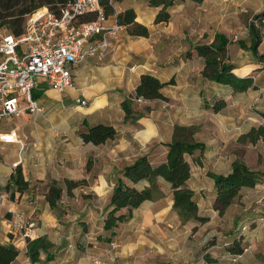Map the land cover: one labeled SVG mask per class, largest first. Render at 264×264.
<instances>
[{"label":"crops","instance_id":"1","mask_svg":"<svg viewBox=\"0 0 264 264\" xmlns=\"http://www.w3.org/2000/svg\"><path fill=\"white\" fill-rule=\"evenodd\" d=\"M114 8L116 14L126 9H134L136 21L149 27L150 36L130 35L124 26L112 38L113 50L105 58L100 59L97 55L88 56L73 69L76 89L60 92L50 88L43 78H39L34 93L37 94L36 99L42 110L34 114L25 112L20 116L6 118L11 126L0 128V133L16 132L19 140V142L0 140V244L13 245L19 250V255L11 264H93L92 260L96 256L103 259V264H200L198 258L192 257L193 254L190 256L188 250H180L175 257L166 247L170 245L169 242L173 243L171 240L167 241V233L180 228L191 231L197 226V223L193 222L198 221L183 222L178 214L170 213L174 211V200L170 184L163 179H160L163 195L145 201L133 211L130 220L119 224L111 231L115 236L120 235L124 241L116 249L99 248L98 238H95L96 241L91 240L94 238L91 235L95 232L85 231L80 224L75 223L74 219L77 216L64 214L66 198H71L64 181L66 179L84 181L78 186L80 190L92 194L96 200H106L104 212L107 213L116 178L122 168L142 155H147L154 164L163 162L169 149L168 143L174 139L176 125L202 124L207 119L204 126L209 136L199 140L206 144L203 153L207 162L198 168L205 171L207 166H210L214 170L208 169L209 171L227 174L231 171L235 159L224 153L230 157V161L227 164L222 163L224 154L221 144L229 143L231 139L239 142L242 135L264 124L262 104L252 107V104L243 105L230 101L231 98L237 97L236 95L246 93L249 95L252 91L259 90L263 92L264 70L256 77V89L234 93L225 85L203 77L199 80L204 68V59L195 50L190 59H186L184 54L183 57L181 55L177 58L180 61L177 65L162 68L158 65L160 62H157L158 56L153 45L155 33L163 30L165 27L163 25L168 23H155L160 7L146 8V0H124L115 2ZM169 11L172 19L173 13L171 9ZM199 13L194 14L196 24L193 33L196 39L188 37V42L183 43V46L187 44L185 52L193 49L196 44L213 42L218 31H223L231 38L226 30L217 31L212 28L211 18L215 15L210 9ZM116 14L108 16L106 22L108 26L118 24ZM227 25L223 24V28H227ZM262 33L264 37V30ZM184 37V40H187L186 35ZM259 51L264 52V39ZM228 54L230 61L240 70H244L241 75L250 73L256 66L254 54L240 46L237 48L233 42L228 47ZM172 57L174 58L175 54L170 55V58ZM178 60L170 61L175 63ZM146 73L155 75L163 82L174 77L176 84L168 85L173 86L172 88L166 86L162 89L168 100L145 102V105L151 107L150 113L136 121H126L122 102L125 98L134 96L141 76ZM184 77L189 78L190 82L184 81ZM200 81L205 86H200ZM220 98L225 99L227 103L222 110L215 112L206 106V101L212 105ZM82 99L87 101V105L80 104L79 100ZM172 101H176L175 109L165 112L167 118L162 117L160 114L162 106H165V102ZM135 106L141 110L143 105ZM85 120L89 125L99 123L113 125L117 130V136L100 145L85 143L79 133ZM147 144L148 149L142 153L141 150H145ZM151 148L153 151L160 149L162 159L157 160ZM126 159L130 161L120 165V161ZM18 166L23 172L24 179L29 182L28 188L22 192L11 184ZM53 180L58 181L64 188L62 199L56 208L50 206L46 197L49 183ZM140 185H148V182H141ZM263 185L264 180L255 187L244 188L241 193L246 189L257 191L264 187ZM78 187L73 189L72 198L82 204L75 193ZM257 202L256 200L254 203L252 199L246 201V216L241 222H253V208ZM89 203L90 200L85 201L84 206L90 215L88 220L92 227L95 226L96 216L88 206ZM145 205L146 209L143 208ZM8 207H14L23 214L28 223H33L30 238L25 237L23 231L14 230L10 226L12 216ZM241 222L235 225L234 231L238 230ZM104 230L103 222L101 231ZM233 235L230 231L225 237V245L235 240L236 237ZM39 238L44 240L43 247L35 245L30 252L29 241ZM241 245L244 250L241 257L236 260L237 264H264L263 225L252 223V228L241 237ZM221 253L222 256L219 258L210 256L217 262L202 259L201 264L236 262L231 255L229 256L230 252L227 250ZM212 254L219 255L214 251ZM166 261L169 263H165Z\"/></svg>","mask_w":264,"mask_h":264},{"label":"trees","instance_id":"2","mask_svg":"<svg viewBox=\"0 0 264 264\" xmlns=\"http://www.w3.org/2000/svg\"><path fill=\"white\" fill-rule=\"evenodd\" d=\"M73 0H0V29L9 27L10 32L19 36L24 31V21L26 16L41 7H48L55 13H60L63 6L70 4ZM124 0H116L122 2ZM185 0H148V4L153 7H160L155 23L169 22L171 13L169 9L179 2ZM201 2L202 0H194ZM105 10L106 16L115 15L114 4L108 0H100ZM256 18L260 21L259 26L252 23L250 25V42L238 40L241 48L250 50L256 58L255 68L246 75H241L244 70H240L230 61L228 47L233 42L223 32H216L213 42L207 44H196L193 49L186 51V59L193 56L195 50L200 57L204 59V68L202 76L204 79L225 85L232 89L234 93H244L249 89H256V77L264 70V52L259 51V46L263 41L262 27L264 26V12L257 14ZM117 23L125 26L127 32L133 36H150V29L136 21V12L134 9H126L116 14ZM176 84L172 77L169 81L163 82L151 73L141 76V80L136 87L134 96L124 99L122 108L125 112L126 121H136L142 117L146 110L150 111V106L144 110L136 109L137 98H144L146 101L168 100L162 93V89L168 85ZM37 98V94L34 93ZM226 100L217 99L212 105L206 101V106L213 111L218 112L226 106ZM264 116V113H262ZM194 130L193 126H175L174 139L168 143V152L166 159L154 164L147 155L139 156L134 162L125 165L116 178V184L113 189L110 204L107 208L104 219V229L111 230L119 224L130 220L133 211L139 208L145 201L154 200L163 195L160 179L170 184L172 197L174 200L173 210L181 217L183 222L189 220L205 223L209 220L207 216L200 213L198 201L195 199L194 191L188 186L192 175V166L187 156H195L196 153H203L205 144L194 139L181 138L180 134L184 131ZM80 136L85 143L100 145L114 139L117 136V130L113 125L99 123L89 125L85 120L83 127L80 128ZM193 136V134H192ZM249 138L251 142H257L260 138L264 139V126L252 128L248 133L240 137L244 142ZM1 159V155H0ZM210 178L214 180L215 200L214 207L220 214H224L227 208L232 205L240 196L244 188L255 187L264 180V171L251 169L244 160L236 159L232 164V169L227 174H218L208 172ZM66 190L69 196L73 195V189L83 184L84 181H74L66 179ZM141 182H148V185L141 186ZM11 184L22 192L28 188L29 182L24 179L23 172L19 166L12 176ZM64 188L58 181L53 180L49 183L47 200L52 208H56L62 199ZM236 238L233 242L226 244L227 251L232 255L242 254L244 248L241 245L243 234L239 228L236 231ZM112 232L111 234H113ZM30 252L33 246L43 247L44 240L36 239L29 241ZM19 255V250L13 245L0 244V264H11ZM208 261H214L212 257L207 256Z\"/></svg>","mask_w":264,"mask_h":264},{"label":"rangeland","instance_id":"3","mask_svg":"<svg viewBox=\"0 0 264 264\" xmlns=\"http://www.w3.org/2000/svg\"><path fill=\"white\" fill-rule=\"evenodd\" d=\"M210 5L212 6V8H209ZM147 7H153L148 4V0H146V8ZM170 9L173 13V18L171 19V21L166 23V25H163L165 26L163 27V30L161 29V31L155 33V41L153 42L154 48L158 56L157 62H160L158 65L162 68H168L170 66L177 65L178 63H180L177 58H180L181 55L183 57L186 53L184 49L186 48L187 44L183 46V43H186V41L188 42L190 37L193 38V40L196 39L193 33V27L196 24V17H194L195 13L200 14L199 12H206L208 11V9H210L215 15V17L211 18L212 28L217 31L226 30L229 36L231 37L233 43H235L237 48H239L238 40L243 39L250 42V25L254 23L256 24V26H259L260 21L256 18V15L264 12V0H205L203 2L186 0L185 2L179 3L178 5L176 4ZM25 22L26 20L24 21V25ZM223 24H228L227 28H223ZM3 30L6 32H10L9 27H4ZM263 30L264 26L262 27V31ZM184 35H186L187 40H184ZM173 54H175V57L170 58V55ZM171 59H176L178 61L172 63L170 61ZM202 77V75H199V80H201ZM185 80L187 82H190L189 78L185 79L184 77V81ZM200 86L205 85L201 84L200 81ZM172 87L173 86H168V88ZM263 94L264 91L262 92V90H259L258 92L252 91V93L249 95L247 93L243 95H236L237 97L231 98L230 101H233V103H241L243 105L252 104V107L258 104H262L264 106ZM147 102L149 101H146V103ZM172 102L164 103L165 106H162L160 111L162 117L167 118L168 115H165V112L167 113V111L175 109L176 101ZM137 104L143 105L141 107V110H144L145 107H147L145 103L137 102ZM150 111L146 110V113H150ZM250 112H252V110H250ZM262 113H264V111H262L261 114ZM262 117L264 118L263 114ZM206 120H204V122H206ZM204 122L202 124L194 123L193 125H188L195 127V129L193 131L191 129L188 131H184L180 134V137L194 139L196 141L208 137L209 133L207 132L206 126H204ZM10 126L11 124L8 119H3L0 121V128H7ZM261 126H264V124ZM221 146L223 148V154L225 153L227 155H231L235 160H244L245 163L251 169L257 171H264V139L260 138L259 140H257V142H251L249 138H247V140L244 142H234V139H231L229 143H223L221 144ZM147 147L148 144L146 145L145 150H141L142 153L146 152V150L148 149ZM151 152L157 160L162 159L163 156L160 149L153 151V148H151ZM225 154L224 158H222L221 161L222 163L227 164L230 161V157ZM187 158L192 164V175L188 182V186L195 193L194 196L195 199L198 201L200 213L209 216V220L205 223L193 222L194 224L197 223V226L191 231H186L184 228H180L172 233H167V241L171 240L173 243L169 242L170 245L166 247L169 251L174 253L173 256L175 257L177 256V253H180V250H188V252H190V256L191 254H193L192 257H194L195 259L198 258V261L201 264L202 259L208 261L206 259L207 256L213 255L218 256L219 258L222 256L221 252L224 253V251L227 250V245L224 244L225 237L230 233V231L231 234H234L233 236H236L237 232L234 231V229L236 228L235 225L245 219L246 216V201H251L252 199L254 203L256 202V200L258 201L257 203H259V201L262 200V203L264 205V187L258 189L257 191L252 189L244 190L240 194V196L235 200V202L227 208L224 214H220L219 211H217L214 207V200L216 196L215 187L213 184L214 180L209 177L208 173L204 175V173L208 169L214 170V168L207 166L205 171H202L198 168L199 165H206L207 161L205 153L198 152L195 154L194 157L188 155ZM129 161L130 160L128 159L122 160L120 161V165H124ZM208 172L212 171L208 170ZM78 188L79 189L75 193L78 194V197L81 199L80 202H82V204L77 203L72 198L74 197L73 193L71 198H66V210H64V214L77 216V218L74 219L75 223L80 224L83 227V230L85 231L95 232L93 233V235H91L94 237L91 240L96 241L95 238L97 237V242L100 245L99 248H119L124 242L120 235L115 236V234H111V230L101 231V226L106 217V212H104L106 200H96L92 194H86L84 191L80 190V187ZM87 200H90L88 206L93 211L94 216H96L94 222L95 226L93 225L92 227V223H89L88 220L90 215L89 213H87V209L84 206V203ZM144 207L146 209V205L143 206V208ZM170 213L177 214L175 211H172ZM260 225L264 226V224ZM85 226L87 228H85ZM112 242H117L118 247L113 248ZM213 251L218 252L219 255L212 254ZM195 252L197 254H195ZM190 256H188V258ZM229 262L230 261H228L227 264H232ZM237 262L238 261L233 262V264H237ZM165 263H169V261H166Z\"/></svg>","mask_w":264,"mask_h":264},{"label":"built area","instance_id":"4","mask_svg":"<svg viewBox=\"0 0 264 264\" xmlns=\"http://www.w3.org/2000/svg\"><path fill=\"white\" fill-rule=\"evenodd\" d=\"M107 19L100 0H73L63 6L60 13L44 6L28 14L24 31L19 36L0 29V121L42 110L34 97L39 78L60 92L76 89L73 69L88 56L105 58L113 50L112 38L124 27L108 26ZM79 101L87 105L86 100ZM137 101L146 102L142 97ZM0 140L19 142L14 131L0 133ZM8 211L12 216L10 226L30 238L33 223H28L14 207H8ZM253 211V222L244 221L239 226L242 234L252 228V223L264 224L262 200ZM112 246L118 247L117 242H112ZM230 255L233 261L241 257V254ZM92 263L103 264V259L96 256Z\"/></svg>","mask_w":264,"mask_h":264}]
</instances>
